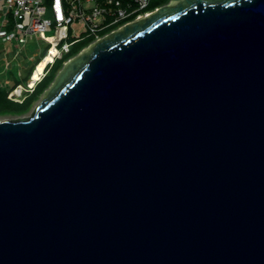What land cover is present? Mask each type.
Masks as SVG:
<instances>
[{
    "label": "water",
    "instance_id": "1",
    "mask_svg": "<svg viewBox=\"0 0 264 264\" xmlns=\"http://www.w3.org/2000/svg\"><path fill=\"white\" fill-rule=\"evenodd\" d=\"M43 95L0 121V264H264V0H171Z\"/></svg>",
    "mask_w": 264,
    "mask_h": 264
},
{
    "label": "built area",
    "instance_id": "2",
    "mask_svg": "<svg viewBox=\"0 0 264 264\" xmlns=\"http://www.w3.org/2000/svg\"><path fill=\"white\" fill-rule=\"evenodd\" d=\"M83 2H94L95 7L86 10ZM150 3L151 0H0V42H15L23 46L31 37L36 36L47 45L43 59L52 49L55 50L52 59L45 64L38 77L33 78L38 66L36 64L26 85L16 84L10 89V96L20 100L25 94L32 93L60 55L69 53L71 46L79 40L67 42L69 29L74 23L82 25L84 33L92 37L95 43L154 13L159 7L147 11ZM49 27H53L54 34L46 36Z\"/></svg>",
    "mask_w": 264,
    "mask_h": 264
},
{
    "label": "rangeland",
    "instance_id": "3",
    "mask_svg": "<svg viewBox=\"0 0 264 264\" xmlns=\"http://www.w3.org/2000/svg\"><path fill=\"white\" fill-rule=\"evenodd\" d=\"M170 2L171 0H151V6L148 9L151 10L154 7L160 8L162 6L169 5ZM83 7L86 10H91L93 7H95V3L91 2L89 4H86L83 2ZM8 29H10V27H8ZM109 33L110 32H107L106 34H109ZM53 34H54L53 27L47 28L45 35L50 36ZM91 38L92 37H87L86 33H84V27L80 25L79 23H74L73 25H71L69 29V37H68L67 42L70 43L74 40H77V39L79 40H77L71 46L70 54L68 53V54L60 55V57L57 59L56 66L60 65L61 63L60 61H63L66 58L72 56V54H74L77 50L85 46L88 40ZM92 43L93 41L90 44ZM88 46H86L85 48H87ZM85 48H83L81 51H83ZM46 51H47V45L43 43L42 41H40L36 36L31 37L28 43L24 44L23 46L15 42L13 43L0 42V88L3 91H8V89H11L17 83L25 86L27 83L29 74L31 73L35 64L41 59L43 54L46 53ZM78 54L72 56L70 59H73ZM67 61H64L60 69L54 74V78L51 84L54 82L58 73L65 66ZM53 72H55V70H53ZM53 72L51 74H53ZM43 94H44V91L42 92V96L38 99V101H36L33 104L29 112L21 116H11V115L0 116V121H9V120L17 119V118L18 119L28 118L29 116H31L34 109L39 105V103L43 99L44 97Z\"/></svg>",
    "mask_w": 264,
    "mask_h": 264
},
{
    "label": "trees",
    "instance_id": "4",
    "mask_svg": "<svg viewBox=\"0 0 264 264\" xmlns=\"http://www.w3.org/2000/svg\"><path fill=\"white\" fill-rule=\"evenodd\" d=\"M150 6H151V3L149 5V7ZM155 8H157V7H154L151 10L147 9V11H152ZM92 41H93L92 38L89 39L88 42L86 43V45L83 46L82 48H80L79 50H77L74 54H72V56L78 54L83 48L88 46ZM69 54H70V51H69ZM45 55H46V53L43 54L41 59L36 64H38L45 57ZM72 56L66 58L63 61H60L61 62L60 65H57V66H56V62H57V60H56L54 62V64L52 65V67L50 68L47 75L35 86L33 92L25 94L24 97L21 98L20 100H15L14 98H12L10 96V89H8V91H3L0 88V116H4V115L21 116V115L29 112L31 110L33 104L36 101H38V99L42 96V92L45 91L50 86V84L54 78V74L60 69L62 63L64 61L69 60ZM53 70H55V72H53ZM52 72H53V74H51Z\"/></svg>",
    "mask_w": 264,
    "mask_h": 264
},
{
    "label": "bare ground",
    "instance_id": "5",
    "mask_svg": "<svg viewBox=\"0 0 264 264\" xmlns=\"http://www.w3.org/2000/svg\"><path fill=\"white\" fill-rule=\"evenodd\" d=\"M50 40L53 41L52 39H50ZM54 54H55V50L52 49L51 52H50V54L48 56H46L45 59L41 60L38 63L36 73L33 76L34 79H36L38 77V73L42 71V69L44 68L45 64L52 59V57H53Z\"/></svg>",
    "mask_w": 264,
    "mask_h": 264
},
{
    "label": "flooded vegetation",
    "instance_id": "6",
    "mask_svg": "<svg viewBox=\"0 0 264 264\" xmlns=\"http://www.w3.org/2000/svg\"><path fill=\"white\" fill-rule=\"evenodd\" d=\"M174 5V4H173ZM184 5V4H183Z\"/></svg>",
    "mask_w": 264,
    "mask_h": 264
}]
</instances>
